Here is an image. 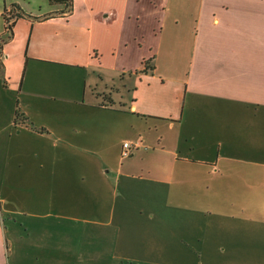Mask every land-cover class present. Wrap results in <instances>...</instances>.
<instances>
[{
	"label": "crops",
	"instance_id": "0c3cea01",
	"mask_svg": "<svg viewBox=\"0 0 264 264\" xmlns=\"http://www.w3.org/2000/svg\"><path fill=\"white\" fill-rule=\"evenodd\" d=\"M13 3L30 16L0 55V264H170L175 236L181 264H264V0H0V17ZM17 128L54 148L17 169ZM125 132L167 189L126 220L115 191L106 209L83 198L133 185L132 162L108 158Z\"/></svg>",
	"mask_w": 264,
	"mask_h": 264
},
{
	"label": "rangeland",
	"instance_id": "374dc122",
	"mask_svg": "<svg viewBox=\"0 0 264 264\" xmlns=\"http://www.w3.org/2000/svg\"><path fill=\"white\" fill-rule=\"evenodd\" d=\"M19 6L21 7V11L25 12L23 10V7L20 4H19ZM10 8H12L11 5L9 7L4 6L2 9L3 16L0 17V31L5 30L6 21L4 20V12L6 9L9 10ZM120 89H121V91L125 92V88L123 85L120 87ZM116 115L119 116L121 114L120 113L115 114V116ZM145 125H146L145 121H142V120L139 121L140 128L145 127ZM20 130H21L20 128L15 129L16 132H14V136L11 139H8L9 140V148H8L7 153L8 154L11 153V155H8L9 163L14 164V166L17 169H20L19 165L22 162V160L27 159V156L22 155L21 152L25 154L28 146L42 143L43 148L45 150H49V149L54 148L52 146V143L55 140V139H49L48 140V138H43L42 140H39L37 138L34 139L31 137V134L29 132L24 131V130H21V134H18L19 133L18 131H20ZM166 131H167L166 133H168L169 136L172 135V132H169L168 129ZM122 134H123V136H121L118 133V134H114L112 137H110V141H112L113 148L109 151V157L108 158H109L110 163H113V165H115L117 163H120V164L121 163H128L129 161L132 162L131 163L132 172H134V174L137 175L136 179H131L133 185L128 190L123 189L122 185L119 188V190L114 188L113 185L112 186L108 185V187H101V188L96 187V189H97L96 194L87 193L85 195V197H83V198H85L86 200L88 198H91L90 200H92L93 203H99L100 200L103 199V203H101L99 205L102 208L106 209V208H109V206H110L109 203H107V201H109L113 197L111 194L115 191V195H118L119 199L125 198L126 202H123V204L120 205L122 208H120V206H119L118 209H119L120 213H123V215H124L123 218L126 220L127 219V213H132V212L141 213L143 211H149L150 209L148 208L147 198H149V196L152 194L156 198L162 197L163 191L167 190V189L156 188L152 184L153 182H151V179L140 177L141 168L148 163L146 160L151 161L150 156L149 157L146 155L144 156L145 152H142V153H140V155H137L136 152L139 148L136 150L132 149L131 155L125 156V157L122 156V149H120L119 146H120V143L122 144V142L124 140V136L126 138H128L129 141H130V138L135 139L134 133H132V132H125ZM20 143L22 144L21 149H20V145H19ZM16 145H17V148L19 149V152H20L19 156L17 154ZM23 146H26V148H24ZM11 149H12V151H11ZM133 157H135V158H133ZM61 158H63V156H61ZM86 158H87V160H85ZM132 158H133V160H132ZM77 159L79 161H81V163L85 162V163H91V164H97L101 160L97 156H93V155H90V157H86V156L85 157H77ZM127 159H129V160H127ZM45 163H47V162H45ZM20 190H21V188L18 187V184H15L13 187L6 188L5 192H7V194H9V195H7V197L10 196V198H11L10 203L11 204L19 206ZM181 190H182V192L185 191L183 189H181ZM226 190L227 189L225 187L221 188V189H219V192L217 194L222 201L227 197ZM79 191H80V189H77V196H78ZM94 191H95V188H92V192H94ZM161 192H162V195H160ZM106 194H108V195H106ZM44 195H45V193H44ZM172 196H173L172 197L173 200H179V196L177 195V193L175 194L173 192ZM179 201L181 203H183L184 205H194V204H198V203H202V205L204 204L203 202L196 201L195 199H190V198L187 199V196L182 197ZM127 202H129V203H127ZM181 203H178V204H181ZM216 204L217 203H214V205H216ZM91 205L93 206L92 203H91ZM184 205L173 206L171 208L172 213L177 215V216L179 213H186V211H180L181 208L179 206L186 207ZM178 208H180V209H178ZM19 217H20L19 215H15L14 219H16L18 221ZM108 229L110 230V229H112V227H108ZM138 237H139V240H143L145 236H138ZM175 238L176 239L172 240V249H173L172 252H174V253H172L173 255H172V258L170 259V264H181L182 259H181V256L179 255V252L177 249L179 247L178 241L180 239L177 236H175ZM130 239H131V237H128L127 239H125L124 244L126 247L130 244ZM157 239H158V237H157ZM97 243H98V240L96 241L95 244H97ZM98 246H99V244H98ZM110 261H112L111 258H110ZM112 262L114 264H120V262H117V260H113ZM147 263L148 262H144V261H140V262L130 261V260L124 261V264H147ZM92 264H94V261Z\"/></svg>",
	"mask_w": 264,
	"mask_h": 264
},
{
	"label": "trees",
	"instance_id": "16d2710c",
	"mask_svg": "<svg viewBox=\"0 0 264 264\" xmlns=\"http://www.w3.org/2000/svg\"><path fill=\"white\" fill-rule=\"evenodd\" d=\"M51 2H64L66 3L67 6V11H71L73 8V0H50ZM12 8H10L9 10L6 9L4 12V18L6 21V31L5 33H3L2 35H0V55L2 53V48L4 43L10 39L13 35V27L15 24V21L19 18V17H23V16H30L27 13L21 11V7L19 6V4L17 3H13L11 5ZM149 65H147L145 67L148 68Z\"/></svg>",
	"mask_w": 264,
	"mask_h": 264
},
{
	"label": "built area",
	"instance_id": "2783aa9c",
	"mask_svg": "<svg viewBox=\"0 0 264 264\" xmlns=\"http://www.w3.org/2000/svg\"><path fill=\"white\" fill-rule=\"evenodd\" d=\"M136 145H134L133 143L129 142V141H125L123 143V148H122V156H129L131 154L132 149H134Z\"/></svg>",
	"mask_w": 264,
	"mask_h": 264
}]
</instances>
